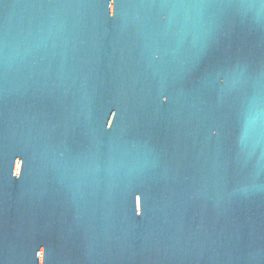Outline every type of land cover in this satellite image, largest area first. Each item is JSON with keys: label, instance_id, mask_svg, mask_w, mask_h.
Wrapping results in <instances>:
<instances>
[{"label": "water", "instance_id": "obj_1", "mask_svg": "<svg viewBox=\"0 0 264 264\" xmlns=\"http://www.w3.org/2000/svg\"><path fill=\"white\" fill-rule=\"evenodd\" d=\"M0 264H264V0H0Z\"/></svg>", "mask_w": 264, "mask_h": 264}, {"label": "clouds", "instance_id": "obj_2", "mask_svg": "<svg viewBox=\"0 0 264 264\" xmlns=\"http://www.w3.org/2000/svg\"><path fill=\"white\" fill-rule=\"evenodd\" d=\"M115 3V0H113V4ZM112 9H113V12H114V7H113V5H112Z\"/></svg>", "mask_w": 264, "mask_h": 264}]
</instances>
